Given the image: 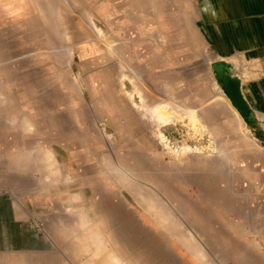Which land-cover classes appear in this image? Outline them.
<instances>
[{"label": "rangeland", "instance_id": "rangeland-1", "mask_svg": "<svg viewBox=\"0 0 264 264\" xmlns=\"http://www.w3.org/2000/svg\"><path fill=\"white\" fill-rule=\"evenodd\" d=\"M149 2L0 0V126L28 133L39 186L74 192L112 254L264 264V137L237 120L214 57L180 45V21L149 36Z\"/></svg>", "mask_w": 264, "mask_h": 264}, {"label": "crops", "instance_id": "crops-1", "mask_svg": "<svg viewBox=\"0 0 264 264\" xmlns=\"http://www.w3.org/2000/svg\"><path fill=\"white\" fill-rule=\"evenodd\" d=\"M149 1L153 11L149 36L159 35L158 20L180 21L176 25L180 45L196 46L202 55L211 54L214 62L230 66L232 78L240 85L247 118L263 135L264 0ZM172 32H160L165 38L161 46L164 59L172 57L167 51L172 46L167 40ZM148 46L146 53L152 63L156 57L152 49L157 44L149 39ZM234 110L238 120L240 114ZM26 134L14 136L0 126V264H141V258L131 262L128 256L112 254L116 250L108 249L103 232L88 229L91 221L85 211L77 210L74 192L39 186L37 181L46 180L44 172L29 165L44 160L45 153L34 156L28 151L35 141ZM38 224L45 231L37 230Z\"/></svg>", "mask_w": 264, "mask_h": 264}, {"label": "water", "instance_id": "water-1", "mask_svg": "<svg viewBox=\"0 0 264 264\" xmlns=\"http://www.w3.org/2000/svg\"><path fill=\"white\" fill-rule=\"evenodd\" d=\"M211 69L214 73L215 80L221 82V90L225 98L234 109L241 110L245 102L241 95L240 85L229 75L230 66L223 62H213Z\"/></svg>", "mask_w": 264, "mask_h": 264}, {"label": "trees", "instance_id": "trees-1", "mask_svg": "<svg viewBox=\"0 0 264 264\" xmlns=\"http://www.w3.org/2000/svg\"><path fill=\"white\" fill-rule=\"evenodd\" d=\"M220 85L221 82L217 81ZM238 113L240 114V116L242 117V119L244 120V122L246 123V125L250 128V130L253 132V134L256 136V138H262V135H260V133L257 131V129H255L252 124L249 122L247 115L245 113V109L244 107L241 110H237Z\"/></svg>", "mask_w": 264, "mask_h": 264}, {"label": "built area", "instance_id": "built-area-1", "mask_svg": "<svg viewBox=\"0 0 264 264\" xmlns=\"http://www.w3.org/2000/svg\"><path fill=\"white\" fill-rule=\"evenodd\" d=\"M263 137H264V132H263Z\"/></svg>", "mask_w": 264, "mask_h": 264}]
</instances>
